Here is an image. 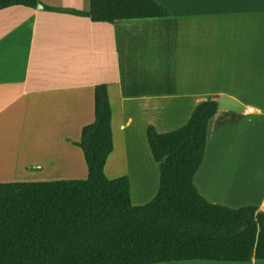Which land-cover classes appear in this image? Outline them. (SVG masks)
Wrapping results in <instances>:
<instances>
[{"label": "crops", "instance_id": "1", "mask_svg": "<svg viewBox=\"0 0 264 264\" xmlns=\"http://www.w3.org/2000/svg\"><path fill=\"white\" fill-rule=\"evenodd\" d=\"M39 1L42 10L0 11V183L36 182L31 173L82 157L77 144L95 120L98 85L108 87L113 125L124 110L122 132L134 131L137 112L155 113L158 128L182 123L179 129L199 104L217 101L208 131L209 139L214 127L216 148L240 94L264 93V0H154L171 16L116 25L49 10L88 11L90 0ZM226 171L203 166L199 189Z\"/></svg>", "mask_w": 264, "mask_h": 264}, {"label": "trees", "instance_id": "2", "mask_svg": "<svg viewBox=\"0 0 264 264\" xmlns=\"http://www.w3.org/2000/svg\"><path fill=\"white\" fill-rule=\"evenodd\" d=\"M39 0H0V11ZM116 25L170 17L154 0H90L88 11L49 9ZM217 101H205L179 129H146L159 188L134 206L128 177L109 179L115 149L108 87H95V120L77 144L86 180L0 183V264H169L264 261V211L211 203L195 185Z\"/></svg>", "mask_w": 264, "mask_h": 264}, {"label": "rangeland", "instance_id": "3", "mask_svg": "<svg viewBox=\"0 0 264 264\" xmlns=\"http://www.w3.org/2000/svg\"><path fill=\"white\" fill-rule=\"evenodd\" d=\"M248 107L264 110V93L240 94V101L236 102L234 108L231 109L233 112V121L225 122L228 134L225 135L226 140L224 145H222L221 140V146L219 148L215 147L214 138L211 139L215 136V129L214 127L210 128L206 155L201 168L203 166L205 168L207 165L209 171L215 172L218 165H221L222 161H228V163L229 161H232L234 164H239L241 159L244 161V156H241V154L250 139L256 141V146L260 150H264V114L251 115V117L246 116L244 111ZM153 116H155V120L158 118L155 113L149 114L145 112H137V124L134 131L122 132L123 121H125V112L124 110L120 112V109H117V118L113 125L115 150L107 162L105 173L109 179L125 176L129 178L134 206H141L149 203L156 196L159 188V170L152 158L146 140V127L148 124H151L157 128L158 132L166 133L168 132L167 130L178 129V127L182 125V123H172L169 125L165 124L163 127L158 128L157 125L152 122ZM159 129H161V131ZM223 152L224 158H218ZM77 160L78 162L76 164L75 161ZM75 161L71 166L53 168V170L48 173H31L30 175H33L31 179H34L36 182L86 180L88 178V169L84 156L82 155V157H80L78 155V159L76 158ZM226 168H228V166ZM20 182H26V180L23 179V181ZM220 184L221 183H219V185ZM195 185L200 194L211 203L224 205L233 209H238L244 206H257L260 211H264V188L261 192L257 193L247 192L242 198L233 199L232 202L234 203H222L214 200L215 198H211L212 194H215V196H220L222 194V191L216 190V188L219 187V185L217 186L216 181L211 179V182L206 189V192L208 193L205 191L202 192L198 187L199 174L195 177ZM223 198L229 199L231 202V199L234 197L229 196L228 198Z\"/></svg>", "mask_w": 264, "mask_h": 264}, {"label": "bare ground", "instance_id": "4", "mask_svg": "<svg viewBox=\"0 0 264 264\" xmlns=\"http://www.w3.org/2000/svg\"><path fill=\"white\" fill-rule=\"evenodd\" d=\"M256 144L254 140L248 142L247 148L241 154L244 156L243 163L241 159L237 165L228 161L220 165L223 170H228L225 178L216 180L217 186L221 183L219 189L225 197L242 198L247 192L257 193L264 188V150H260Z\"/></svg>", "mask_w": 264, "mask_h": 264}, {"label": "built area", "instance_id": "5", "mask_svg": "<svg viewBox=\"0 0 264 264\" xmlns=\"http://www.w3.org/2000/svg\"><path fill=\"white\" fill-rule=\"evenodd\" d=\"M247 114H249V115H253V114H255V109H254V108H249V109L247 110Z\"/></svg>", "mask_w": 264, "mask_h": 264}, {"label": "water", "instance_id": "6", "mask_svg": "<svg viewBox=\"0 0 264 264\" xmlns=\"http://www.w3.org/2000/svg\"><path fill=\"white\" fill-rule=\"evenodd\" d=\"M38 7H39V9H41V10H42V9H44V7H43V6H41V5H39Z\"/></svg>", "mask_w": 264, "mask_h": 264}]
</instances>
